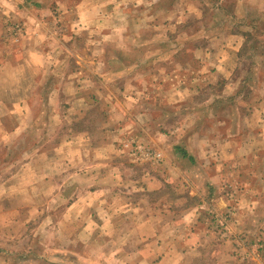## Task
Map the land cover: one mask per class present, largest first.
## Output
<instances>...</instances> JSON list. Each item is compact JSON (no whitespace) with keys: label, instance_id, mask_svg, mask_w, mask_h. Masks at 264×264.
<instances>
[{"label":"clouds","instance_id":"obj_1","mask_svg":"<svg viewBox=\"0 0 264 264\" xmlns=\"http://www.w3.org/2000/svg\"><path fill=\"white\" fill-rule=\"evenodd\" d=\"M0 264H264V0H0Z\"/></svg>","mask_w":264,"mask_h":264}]
</instances>
